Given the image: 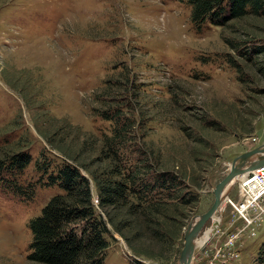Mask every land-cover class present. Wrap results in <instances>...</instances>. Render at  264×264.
<instances>
[{"label":"rangeland","instance_id":"1","mask_svg":"<svg viewBox=\"0 0 264 264\" xmlns=\"http://www.w3.org/2000/svg\"><path fill=\"white\" fill-rule=\"evenodd\" d=\"M256 46L264 47V16L199 31L179 0H0V160L29 151L32 162L15 181L35 185L27 199L10 186L15 176L0 174V264H33L29 223L60 192L44 185L38 164L98 157L115 126L100 116L108 109L134 125L124 156L134 163L150 152L154 172L176 171V194L190 202L167 259L135 253L108 225L105 264H182L185 233L213 204L217 182L264 144V52L245 55ZM224 195L192 264H257L264 200L240 210L239 178Z\"/></svg>","mask_w":264,"mask_h":264},{"label":"trees","instance_id":"2","mask_svg":"<svg viewBox=\"0 0 264 264\" xmlns=\"http://www.w3.org/2000/svg\"><path fill=\"white\" fill-rule=\"evenodd\" d=\"M179 1L191 7V19L199 31L206 24L224 27L233 19L264 16V0ZM252 51L263 53L264 47L256 46L245 55ZM120 111L108 109L100 113L102 118L115 121V126L102 147L95 150L98 157L79 163L64 161L53 169L50 162L38 164L42 178L46 179L44 185L57 187L60 192L29 223L31 263L105 264V252L110 246L109 226L124 237L135 253L147 258L167 259L166 253L175 250L186 217L183 209L190 202L186 195L176 194L182 178L174 170L154 172L150 152L141 150L134 163L124 156L123 149L134 125L129 122L120 125ZM87 145V141L82 143L80 153ZM53 146L72 157L71 151ZM4 157L0 160V174L15 176L10 186L19 195L32 199L35 185L22 188L15 181L32 162L31 153L14 151ZM257 264H264V244Z\"/></svg>","mask_w":264,"mask_h":264},{"label":"water","instance_id":"3","mask_svg":"<svg viewBox=\"0 0 264 264\" xmlns=\"http://www.w3.org/2000/svg\"><path fill=\"white\" fill-rule=\"evenodd\" d=\"M264 154V144L254 148L253 150L244 152L238 158H236L231 164V169L228 174L217 182L216 186L213 189L214 192V202L210 206V208L199 215V219L193 226H189L184 236V246L181 251L180 260L182 264H192L193 255L196 249V245L194 243V237H197L198 234L204 229L207 222L211 219H214L215 214L220 210L222 205V198L224 197L225 189L230 181L239 176L240 174L245 173L246 171L255 169L257 167L264 165V158L260 160H252L258 154ZM240 162L237 166L236 163ZM249 165L247 166V163Z\"/></svg>","mask_w":264,"mask_h":264},{"label":"built area","instance_id":"4","mask_svg":"<svg viewBox=\"0 0 264 264\" xmlns=\"http://www.w3.org/2000/svg\"><path fill=\"white\" fill-rule=\"evenodd\" d=\"M262 158H264V156L258 154L253 160L256 161ZM239 179L240 195L242 198H245V200L240 201L238 208L244 211V209L253 208L256 205H259L260 201L264 200V165L246 171ZM246 219L249 222H252V219H249L248 217H246ZM136 262L138 264H143L140 263L142 262L140 259L136 260Z\"/></svg>","mask_w":264,"mask_h":264},{"label":"bare ground","instance_id":"5","mask_svg":"<svg viewBox=\"0 0 264 264\" xmlns=\"http://www.w3.org/2000/svg\"><path fill=\"white\" fill-rule=\"evenodd\" d=\"M254 158H252V160H253ZM249 163L250 162H248L247 163V166L249 165ZM240 164V162L238 161L237 163H236V165L238 166ZM242 176V174L241 175H239L238 177L236 176L235 178H233L231 181H230V183L227 185V187H226V189L228 188V187H230V185L233 183V182H235V180H237L238 178H240ZM226 189H225V191H226ZM224 197H225V195H224ZM223 197V198H224ZM223 198H222V200H223ZM229 201V200H228ZM224 202V201H223ZM199 219V217H197V218H195L194 220H193V222H192V224H191V226H193L195 223H196V221ZM214 233V230H211L210 232H208L207 233V235L206 236H204L202 239H200V240H197V237H194V243L195 244H197L198 246H201V245H203L205 242H207L209 239H210V237H211V235Z\"/></svg>","mask_w":264,"mask_h":264}]
</instances>
